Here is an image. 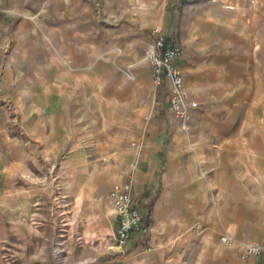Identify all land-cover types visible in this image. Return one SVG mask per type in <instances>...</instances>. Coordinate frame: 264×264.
<instances>
[{
  "label": "rangeland",
  "instance_id": "374dc122",
  "mask_svg": "<svg viewBox=\"0 0 264 264\" xmlns=\"http://www.w3.org/2000/svg\"><path fill=\"white\" fill-rule=\"evenodd\" d=\"M225 2L181 1L174 25L152 29L153 38L157 27L172 32L181 49L185 98L196 103L183 122L168 108L166 82L153 79L146 56L153 38L119 70L111 66L116 56H102L93 38L84 39L95 37L89 27L96 19L75 21L87 19L84 6L101 19L99 0H0V264H154L152 251L139 247L146 233L131 254L105 221L119 183L107 182L115 150L132 145L153 119L186 131L193 144H215L230 164L220 169L235 177L228 184L219 178L209 212L182 232L187 239L168 250L165 264H251L240 245H264V0ZM225 48L235 56L218 54ZM185 64L204 67L200 84H186ZM215 66L225 68L231 86L215 88ZM75 188L76 203L67 197ZM225 233L231 243L220 242Z\"/></svg>",
  "mask_w": 264,
  "mask_h": 264
},
{
  "label": "crops",
  "instance_id": "0c3cea01",
  "mask_svg": "<svg viewBox=\"0 0 264 264\" xmlns=\"http://www.w3.org/2000/svg\"><path fill=\"white\" fill-rule=\"evenodd\" d=\"M99 1L101 3V19L95 18L96 15L91 13L90 6H84V10L87 12H84V15L87 14V19L84 18L83 21L77 19L75 23L80 25L96 19L92 23L93 28L89 27L95 31V37L83 35L84 39L91 40L93 38L98 48L97 51H100L102 56H116L119 62L110 64L115 70H119L120 67L118 66L129 64L142 56L145 45L153 38L152 29L155 26L163 25L170 28L174 25L173 6L179 5L181 1H184L185 4L193 0ZM225 1L229 0H215V6L221 7V3ZM198 21L199 17H196L194 23L197 24ZM167 34L169 37L174 36L172 32ZM218 36L219 33L218 35L215 33V37L218 38ZM222 37L226 39L225 36ZM84 47V54L90 59L94 52L90 46L87 45L86 47L85 45ZM217 52H219L218 54L235 56L233 49L225 48ZM201 66L189 68V65H184L187 76L185 82L188 86L200 84L199 74L204 68ZM233 68L231 67V73L234 71ZM232 77V81L235 82V75L232 74ZM227 78L228 74L226 75L225 68L220 66L216 68L215 66V88L231 86ZM156 120L153 119L152 122H148L145 127L133 134L132 145L123 147V149L120 146L116 148L115 162L113 165H108L110 170L107 182L113 185L114 182L124 183L131 179L132 190L140 198L142 210H146L145 203H148L151 198L153 199L148 211V231L146 234L149 241L144 240L142 245L140 242L139 247L143 249L141 252H145V248L149 247V250L152 251L149 257H152L154 264H165L166 260L169 259V256H166L168 250L173 245L177 247L179 244L181 246L185 238L187 239L183 233L192 225L196 226L201 223L204 213L209 212L210 208L207 201L215 197V184L219 183V178L228 184L233 182L235 177L230 178L225 175L228 172L225 173L220 169L230 164L221 162L219 150H215V144H193L186 139L188 135L186 131L176 127L168 128ZM84 184L89 185L90 183L86 180L83 182ZM79 188L80 186L78 193ZM83 191V200L90 205L91 193L88 196L89 192L84 186ZM76 196L75 188L68 193L67 197L76 203V200L79 199ZM242 197L243 194L242 196H234L233 199L239 200ZM109 208L110 202L107 207L110 211ZM109 213L112 217L109 216L105 219L110 225L109 228L106 227L107 230L117 227L113 210L111 209ZM142 236L139 233L135 234L127 245L130 248L127 250L131 254L132 252L135 253V250L131 251L132 248H139L136 242L141 241ZM147 242H150V245ZM262 242H264V235ZM146 259H137V264H144ZM123 261L122 259V263ZM248 261L251 264H264V257L251 256Z\"/></svg>",
  "mask_w": 264,
  "mask_h": 264
},
{
  "label": "built area",
  "instance_id": "2783aa9c",
  "mask_svg": "<svg viewBox=\"0 0 264 264\" xmlns=\"http://www.w3.org/2000/svg\"><path fill=\"white\" fill-rule=\"evenodd\" d=\"M158 27L154 29L153 41L147 46L146 56L152 67V76L157 84L166 82L167 103L170 111L176 113L183 122L190 116V109L196 108L195 102L187 101L183 82L178 68L181 49L177 42ZM132 180L116 183L110 189L112 209L117 227L114 239L118 247L127 246L137 233H147L139 201L132 190ZM233 241L232 235H221L220 242L228 244ZM145 250H149L146 247ZM240 251L244 256L264 257V245L259 242H243Z\"/></svg>",
  "mask_w": 264,
  "mask_h": 264
},
{
  "label": "trees",
  "instance_id": "16d2710c",
  "mask_svg": "<svg viewBox=\"0 0 264 264\" xmlns=\"http://www.w3.org/2000/svg\"><path fill=\"white\" fill-rule=\"evenodd\" d=\"M153 199L151 198L149 201H148V205H147V210L150 209V206H151V203H152ZM148 213L144 214L143 215V220H144V224L147 225L148 223Z\"/></svg>",
  "mask_w": 264,
  "mask_h": 264
}]
</instances>
